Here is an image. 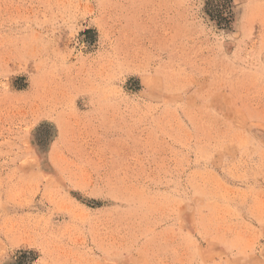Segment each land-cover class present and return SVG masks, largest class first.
Segmentation results:
<instances>
[{"label":"rangeland","instance_id":"obj_1","mask_svg":"<svg viewBox=\"0 0 264 264\" xmlns=\"http://www.w3.org/2000/svg\"><path fill=\"white\" fill-rule=\"evenodd\" d=\"M0 264H264V0H0Z\"/></svg>","mask_w":264,"mask_h":264}]
</instances>
